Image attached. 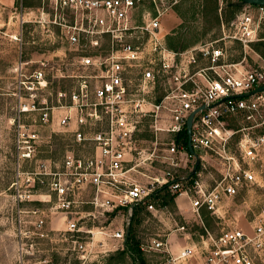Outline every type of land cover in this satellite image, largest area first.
<instances>
[{
    "label": "built area",
    "instance_id": "built-area-1",
    "mask_svg": "<svg viewBox=\"0 0 264 264\" xmlns=\"http://www.w3.org/2000/svg\"><path fill=\"white\" fill-rule=\"evenodd\" d=\"M144 1L42 0L64 13L52 23L81 52L80 67L92 72L80 75L68 92V103L56 107L48 105L46 95L38 105L20 96L23 89L33 97V90L49 87L51 80L43 69L28 77L18 74L19 102L24 104L19 113L37 111L45 124L53 121L54 109L59 108L57 124L81 148L66 150L58 163L46 160V169L29 174V188L20 194L42 195L34 192L36 187L46 188L42 200L50 203L48 211L38 206L26 211L33 217L35 233L47 236L45 230L50 229L67 234L80 261L124 248V226L102 223L110 214L136 204L157 211L152 199L160 187L179 190L175 176L194 156L175 137L186 131L187 118L194 111L192 147L199 164L205 166L210 158L219 177L212 183L194 181V197L188 196L193 206L215 212L223 198L264 185L255 169L264 160V90L255 92L264 85V66L228 61L225 42L229 38L249 46L262 39L264 4H245L231 21L230 33L220 39L176 50L168 46L160 22L163 0L156 3L154 16L147 12L136 23L135 9ZM26 21L22 18L21 24ZM23 64L20 61V68ZM59 95L66 97V92ZM145 124L156 138L158 134L173 136L163 142L168 170L146 182L133 174L141 162L151 159V153L144 156L145 148L136 138ZM38 139L37 130L18 133L19 162L35 156ZM184 193L188 195V190L179 192ZM52 214L63 228L48 225ZM251 227L252 233L247 234L232 220L218 235L207 231L198 241L184 233L186 243L177 252L169 250L166 240L155 238L141 248L163 252L166 264H253L251 250L264 248V201ZM95 228L100 238L95 237ZM177 228L182 231L185 226Z\"/></svg>",
    "mask_w": 264,
    "mask_h": 264
},
{
    "label": "rangeland",
    "instance_id": "rangeland-1",
    "mask_svg": "<svg viewBox=\"0 0 264 264\" xmlns=\"http://www.w3.org/2000/svg\"><path fill=\"white\" fill-rule=\"evenodd\" d=\"M155 1L145 0L135 9L137 24L142 22V15L145 16L147 12L151 16L156 14V3L159 4V1ZM244 5L239 0H163L159 7L165 10H162L160 22L166 42L173 49L180 50L218 40L230 33V23ZM1 7L4 6L0 5V264H141L138 255L132 257L125 253L119 257V251L80 261L72 250L67 234L46 229L47 236L36 235L31 222L33 217L26 211L37 206L48 211L50 203L42 200L45 187H36L34 191L42 195L20 196L29 188V174L31 176L35 170L46 169V160L50 159L52 164L58 163L66 150L78 152L81 148L72 141L69 131L57 124V118L61 115L59 108L54 109L53 121L45 124L41 123L37 111L19 113V106L24 104L19 102L18 74L21 72L28 77L34 70L43 69L51 80L49 87L33 90V97H30V91L23 89L20 96L23 99L32 98L38 105L46 95L48 105L56 107L65 101L68 103V92L77 84L80 75L92 71L80 67L77 60L81 52L62 38L60 26L52 23L53 20L57 22L64 13L42 0H17V3L14 0L12 6ZM65 17L70 15L66 13ZM22 18L28 21L21 24ZM259 34L262 39L249 46L225 38L228 61L244 60L243 64L251 67L264 66V23ZM101 47L102 51L106 50L105 41ZM20 61L24 62L21 68ZM41 62L47 65L42 66ZM60 92H66V97L60 96ZM32 130L39 133L36 154L32 159L19 162L16 154L18 133H30ZM171 137L158 134L156 138L145 124L144 130L136 138L140 141L139 145L145 148L144 156L151 153V159L136 167L137 171H133L136 178L146 182L149 177L160 176L168 170L164 157L166 145L163 142ZM178 141L182 143V139ZM208 160L205 166L198 164L192 173L194 158L190 157L175 176L180 183L179 190L172 192L166 186L155 193L152 202L157 211H147L144 204H136L133 208L126 206L110 214L102 223L107 225L112 221L111 228L122 224L125 233L128 228L131 229V236L138 241L140 256L146 264H166L163 252L142 250L141 247L149 244L152 238L164 241L169 237L171 251L177 252L186 243L184 233L198 241L200 235L207 231L218 235L222 227L232 220L244 232L251 234V220L264 201V185H252L234 197L223 198L215 212L205 206L198 209L193 206L189 197H194L191 187L194 181L212 183L213 179L219 177L218 171L210 163L211 159ZM255 169L258 179H263L264 184V160L256 164ZM186 189L188 195L179 194ZM47 219L52 228L64 227L53 214ZM181 225L185 226L184 230H174ZM98 231L94 229L96 238L101 237ZM251 253L253 264H264V248L251 250Z\"/></svg>",
    "mask_w": 264,
    "mask_h": 264
},
{
    "label": "trees",
    "instance_id": "trees-1",
    "mask_svg": "<svg viewBox=\"0 0 264 264\" xmlns=\"http://www.w3.org/2000/svg\"><path fill=\"white\" fill-rule=\"evenodd\" d=\"M239 1H241V0H239ZM15 3H17V0H15ZM235 5H238V3H236ZM176 139L177 140L182 139V143L186 146V144H187V133H186V131H183L182 133L178 134L176 136ZM166 186L167 185L160 187L156 192H159L160 190H162ZM115 252H117V251H115ZM125 253H129L130 256H132V257H135V255H138L140 257L141 264H146L145 260L140 256L141 251L139 248V243L137 240H135L134 236H131V229H129V228L127 229V231L125 233L124 248L122 250H119L118 256L122 257Z\"/></svg>",
    "mask_w": 264,
    "mask_h": 264
},
{
    "label": "water",
    "instance_id": "water-1",
    "mask_svg": "<svg viewBox=\"0 0 264 264\" xmlns=\"http://www.w3.org/2000/svg\"><path fill=\"white\" fill-rule=\"evenodd\" d=\"M241 2H243L245 4H253V5H262V4H264V0H241ZM262 90H264V85H262L259 88H257L255 90V92L262 91ZM194 113H195V111L192 112L188 116L187 121H186V133H187V144H186V147H187L188 152L191 155H193L194 158H195V162H194V167H193L192 173L195 172V169H196L197 165L199 164L198 155L194 151V149L192 147V143H191V125H192V119H193Z\"/></svg>",
    "mask_w": 264,
    "mask_h": 264
},
{
    "label": "crops",
    "instance_id": "crops-1",
    "mask_svg": "<svg viewBox=\"0 0 264 264\" xmlns=\"http://www.w3.org/2000/svg\"><path fill=\"white\" fill-rule=\"evenodd\" d=\"M0 3H1L4 7H10V6L13 5L14 0H0ZM4 7H2V8H4ZM0 14H1V12H0ZM0 18H1V15H0ZM174 27H175V25H174ZM164 34H165V33H164ZM174 230L180 231V230H178V228H176V229H174ZM183 238L185 239L184 235H183ZM166 241H167V246H168L169 250L171 251L172 249H171V244H170L169 237L166 239ZM185 242H186V240H185ZM177 250H178V248L175 249V251H177ZM171 252H173V251H171Z\"/></svg>",
    "mask_w": 264,
    "mask_h": 264
}]
</instances>
